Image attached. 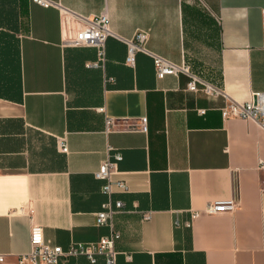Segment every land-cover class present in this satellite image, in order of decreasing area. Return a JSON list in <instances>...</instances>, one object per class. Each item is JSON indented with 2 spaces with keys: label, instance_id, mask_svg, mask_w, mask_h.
Masks as SVG:
<instances>
[{
  "label": "crops",
  "instance_id": "0c3cea01",
  "mask_svg": "<svg viewBox=\"0 0 264 264\" xmlns=\"http://www.w3.org/2000/svg\"><path fill=\"white\" fill-rule=\"evenodd\" d=\"M52 1L0 0L4 264L29 250L32 221L65 248L110 232L95 222L107 195L94 173L114 151L122 154L116 177L128 187L114 194L127 208L114 217L117 264H264V129L224 118L225 98L187 90L183 74L158 78L144 51L127 63L125 42L143 32L144 48L186 59L246 101L264 92V0ZM102 13L116 35L106 40L104 64L94 66L97 49L69 41L81 16ZM63 134L68 152L57 147ZM235 192L233 212L192 219ZM57 264L105 259L76 255Z\"/></svg>",
  "mask_w": 264,
  "mask_h": 264
},
{
  "label": "built area",
  "instance_id": "2783aa9c",
  "mask_svg": "<svg viewBox=\"0 0 264 264\" xmlns=\"http://www.w3.org/2000/svg\"><path fill=\"white\" fill-rule=\"evenodd\" d=\"M43 6H49L52 0H33ZM84 24L76 31L75 36L69 41L74 45H89L97 49V58L92 61L94 66H102L106 59V40L109 36L116 35L109 27L108 17L102 13L95 17L81 16ZM146 35L143 32L137 33L133 39H125L128 46L126 61L129 64L135 63L137 51H144L152 56L155 73L158 78L168 74H183L188 78L186 89L193 92H203L213 97H224L225 104L221 108L224 118H242L256 122L264 129V92H253L246 101H239L231 97L225 89L219 85L205 79L196 73L191 64L183 59L175 62L160 54L154 53L143 47ZM201 113L205 109L199 110ZM142 128L146 129V118L142 119ZM113 119H108V127L113 124ZM57 147L62 152H68V141L66 134L58 135L56 139ZM110 150H112L110 148ZM122 159L119 151L109 154L95 171V176L104 180L102 191L107 195V200L102 208L95 214L97 225L109 226L110 232L102 235L99 239L91 242L73 241L68 247L53 244L44 237L43 227L40 223L32 221L30 231V248L28 251L18 254V264H57L61 259L70 256L84 255L91 262H96L99 255H103L105 264H117L116 242L121 233L114 225L116 214L127 211L123 199L115 198L114 194L119 191H127L128 187L123 178L116 177L119 173L118 162ZM264 189V182H263ZM238 205L236 192L226 199H220L208 203L204 208L192 211V219L202 214H216L233 212ZM149 211H142V218H150ZM192 219L186 222L192 224ZM179 224V221H176ZM5 253L0 252V264H4Z\"/></svg>",
  "mask_w": 264,
  "mask_h": 264
}]
</instances>
